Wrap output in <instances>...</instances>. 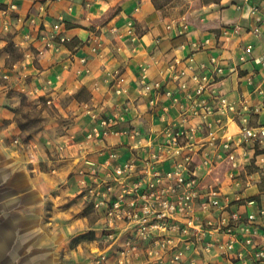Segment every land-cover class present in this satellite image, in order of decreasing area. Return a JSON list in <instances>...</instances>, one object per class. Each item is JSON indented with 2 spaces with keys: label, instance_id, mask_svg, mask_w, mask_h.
I'll list each match as a JSON object with an SVG mask.
<instances>
[{
  "label": "crops",
  "instance_id": "obj_1",
  "mask_svg": "<svg viewBox=\"0 0 264 264\" xmlns=\"http://www.w3.org/2000/svg\"><path fill=\"white\" fill-rule=\"evenodd\" d=\"M2 2L17 9L7 18V30L0 19V264H94L101 254L116 260L119 249L105 241L101 213L91 206L83 182L94 179L93 166L101 180L114 165L143 153L133 151L134 141L115 131L139 130L145 146L178 115L177 105L166 97L156 107L149 105L141 66L148 81H164L176 58L193 56L199 64L218 54L229 66L251 45L248 62L237 73L226 72L216 89L230 101L246 100L251 125L264 126V97L254 92L264 87V68L252 61L264 60V28L257 23L264 16V0H181L177 8L182 13L171 17L162 16L154 0ZM128 22L134 26L132 36ZM206 38L209 46L192 48ZM10 46L19 55L15 61L8 60ZM117 77L125 79L121 96L113 92ZM167 86L187 105L175 84ZM23 97L38 109L51 108L58 119L28 133L18 120ZM113 114L123 121L103 140L87 141L99 120ZM62 121L68 122L65 127ZM237 151L242 182L227 181L222 192L232 200H250L259 195L262 181L253 152ZM255 151L264 154V144ZM232 210L243 214L251 207L236 204ZM131 264L146 262L140 258Z\"/></svg>",
  "mask_w": 264,
  "mask_h": 264
},
{
  "label": "built area",
  "instance_id": "obj_2",
  "mask_svg": "<svg viewBox=\"0 0 264 264\" xmlns=\"http://www.w3.org/2000/svg\"><path fill=\"white\" fill-rule=\"evenodd\" d=\"M2 1L0 19L2 29L7 30V18L17 6ZM257 23L264 28V16ZM133 33V23L128 22L127 34ZM64 41L59 38L60 43ZM209 45L208 38L191 44L196 51ZM252 49L247 45L237 62L229 66L218 54L199 64L193 56L176 58L168 66L164 81H148L146 68L140 67V82L143 93L149 95V105L156 107L160 97H166L177 105L178 115L145 146L141 145L146 139L139 130L115 131L114 135L134 141L133 151L143 153L114 165L101 180L93 166L90 175L94 179L83 182L91 206L101 213L105 241L119 249L115 261L101 254L94 264H131L140 258L146 264H218L214 258L221 264H264V154L255 151L264 144V126L251 125L246 100L230 101L216 89L226 72L237 73L239 66L248 62L246 54ZM252 61L264 68L262 58ZM169 82L185 96L187 105L181 104L167 86ZM124 83V78H115V95L126 92ZM189 83H193L190 90ZM247 84L254 85L251 77ZM254 92L264 97V87H256ZM163 109L167 111V107ZM122 121L116 114L104 116L91 129L87 141L103 140ZM240 148L253 152L262 181L259 195L250 200H232L222 192L225 182L234 186L242 182ZM110 158L117 160V154L111 153ZM166 164L168 169H164ZM198 171L205 175L199 176ZM236 204L251 210L243 214L233 211Z\"/></svg>",
  "mask_w": 264,
  "mask_h": 264
},
{
  "label": "rangeland",
  "instance_id": "obj_3",
  "mask_svg": "<svg viewBox=\"0 0 264 264\" xmlns=\"http://www.w3.org/2000/svg\"><path fill=\"white\" fill-rule=\"evenodd\" d=\"M158 5L160 6L159 12L164 17H171L175 14H178L179 10L177 7L182 4H179L181 0H157ZM179 5V6H178ZM183 10H180L182 13ZM8 52L10 54L9 61H15L19 58V55L14 51L12 46L8 47ZM82 97L84 98L85 95L83 94ZM22 108L20 109V117L19 123L22 128L26 129L28 133L32 131H37L38 129L44 127V125L48 124L51 119H58L57 114L51 108L38 109L32 102L27 101L25 97L22 98ZM68 122L62 121L63 127L66 126ZM28 136L25 135L24 138L26 139Z\"/></svg>",
  "mask_w": 264,
  "mask_h": 264
},
{
  "label": "trees",
  "instance_id": "obj_4",
  "mask_svg": "<svg viewBox=\"0 0 264 264\" xmlns=\"http://www.w3.org/2000/svg\"><path fill=\"white\" fill-rule=\"evenodd\" d=\"M154 4L156 5V9L159 10L160 6L158 5V1L154 0Z\"/></svg>",
  "mask_w": 264,
  "mask_h": 264
}]
</instances>
